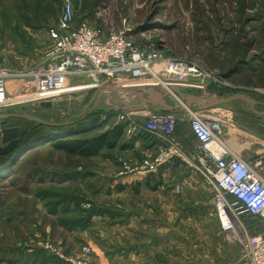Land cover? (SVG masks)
Here are the masks:
<instances>
[{
    "label": "rangeland",
    "instance_id": "obj_1",
    "mask_svg": "<svg viewBox=\"0 0 264 264\" xmlns=\"http://www.w3.org/2000/svg\"><path fill=\"white\" fill-rule=\"evenodd\" d=\"M73 4L74 26L87 23L105 32L126 30L138 44L153 43L164 58L197 64L205 73L200 77L205 81V95L242 92L262 103L252 108L243 100H234L213 107L216 114L229 119L223 139L235 142V133L245 127L246 121L264 119V0H73ZM62 8L63 0H0V68L13 75L10 79L43 66L51 45L47 30L56 25ZM140 102L129 89L96 95L78 91L62 93L51 107L16 104L1 107L0 114L36 116L52 123L78 122L81 129L97 122V127L76 135L91 138L115 124L120 111L139 112L142 126L151 108L140 106ZM14 118H9L7 125L18 127L29 141L16 165L0 173V264H93L92 247L81 244V237L67 234L82 230L73 223L81 215L70 204L56 202L60 194L74 195L85 188L90 191L98 183L105 189L111 179H118L96 175L95 171L104 170L99 165L104 159L100 155L111 157L120 152V147L104 149L94 159L68 155L51 147L52 137L35 139L51 131L49 128L26 118ZM182 131L188 133L187 123L180 120L176 132L180 135ZM146 139L155 140L152 135ZM66 168H80L89 172V177L61 184L54 181L53 172ZM147 179L150 184L158 183L153 174ZM84 204L88 208L93 203ZM201 211L203 219L180 229L185 237L177 243L178 263H200V258L203 264H241L244 255L238 243L233 246L238 251L239 245V257L231 258L230 251L226 255V249L235 242H229L221 232L214 206ZM242 222L248 233L254 231L255 219L244 215ZM91 226L88 224L86 230ZM206 234L209 238L204 237ZM219 246L225 260L218 257Z\"/></svg>",
    "mask_w": 264,
    "mask_h": 264
},
{
    "label": "built area",
    "instance_id": "obj_2",
    "mask_svg": "<svg viewBox=\"0 0 264 264\" xmlns=\"http://www.w3.org/2000/svg\"><path fill=\"white\" fill-rule=\"evenodd\" d=\"M47 33L51 45L43 66L14 74L22 80L15 95L9 94L6 83L13 75L0 68V108L40 102L54 104L62 93L83 91L96 95L111 89L148 87L168 91L182 104L174 85L176 89L184 88V94L198 91L204 97L214 95L204 94L206 85L200 77H205V73L193 62L164 58L153 43L138 44L126 30L105 32L102 27L87 23L74 26L73 0H63L62 13ZM149 107L142 126L137 117L139 112L120 111L116 116V123H127L126 131L136 135L143 131L152 135L156 144L152 154L135 164L124 161L118 179L128 177L136 181L139 177L156 175L161 166L175 161L201 173L214 189L213 206L221 232L243 250L241 264H264V156L251 161L231 156L223 139L229 119L216 114L213 108L157 111ZM180 120L187 123L189 136L183 131L177 134ZM174 192H182L181 183L174 185ZM81 206L87 207L84 203ZM244 215L256 220L252 233L243 225Z\"/></svg>",
    "mask_w": 264,
    "mask_h": 264
},
{
    "label": "crops",
    "instance_id": "obj_3",
    "mask_svg": "<svg viewBox=\"0 0 264 264\" xmlns=\"http://www.w3.org/2000/svg\"><path fill=\"white\" fill-rule=\"evenodd\" d=\"M6 83L9 94L14 95L19 92L22 80L14 77L9 78ZM253 119L255 122L244 121L245 127L235 133V142L227 137L224 139L231 156L240 157L245 161L264 156V119ZM5 126H9L7 121ZM186 135L189 136V133ZM122 145L125 146L119 148L120 152L111 157L100 155L104 159L99 165L105 172L90 171H95L99 176L105 174L110 178H119L118 173L123 169L124 161L133 165L146 155L152 154L156 147L154 142L128 131L124 135ZM75 170L78 172L77 180L89 177V172L80 168ZM154 176L159 182L154 186H146L143 183L145 177H139L142 185L138 192L128 187L120 192L106 193L105 189L101 188L102 184L98 183L90 191L85 188L84 191L73 195L77 194L83 199L82 202L79 201L80 205L88 201L97 208L108 210L107 213L92 216L89 222L92 226L88 230L82 228L83 231L78 233L67 232L70 238L79 236L81 244L92 247L93 254L90 259L93 264H179L177 243L185 237L184 233L181 235L180 229H185L191 221L195 223L196 219H203L200 216L201 210L212 209L214 189L201 173L183 167L179 161L161 166ZM176 183L182 184L180 194L174 192ZM70 205L72 208L79 207L75 201ZM204 237L209 238V234ZM235 244H232L229 250L226 249V255L227 251H230V257L233 259H237L240 254V247L237 244V251L233 246ZM220 248L221 246L218 248V257L225 260ZM197 261L200 263L195 264H203L202 259L197 258Z\"/></svg>",
    "mask_w": 264,
    "mask_h": 264
},
{
    "label": "trees",
    "instance_id": "obj_4",
    "mask_svg": "<svg viewBox=\"0 0 264 264\" xmlns=\"http://www.w3.org/2000/svg\"><path fill=\"white\" fill-rule=\"evenodd\" d=\"M35 122V121H34ZM36 124H39L35 122ZM78 122L68 124L66 126L61 127H54V126H46L39 124L40 126H44L49 128L51 131L48 133L42 134L40 136L35 137V139H48L49 137H52L49 141L51 142L50 145L56 150H60L65 152L68 155L72 156H79L83 158H93L101 154V152L104 149H114L117 147L123 148L125 145H122V140L124 138V135L127 130V123L126 122H119L111 125L110 128H107L104 130L101 134H98L97 136L91 137V138H79L76 135L79 133H82L83 131H89L91 128L95 125H99L97 122H95L94 125H90L87 128L81 129L77 126ZM76 124V125H75ZM71 127V129L68 132H62L58 129L60 128H66ZM97 127V126H95ZM139 137H142L144 139L149 136V134L140 131ZM145 134V135H143ZM62 135V136H60ZM56 136V137H55ZM27 136L21 135L19 133V143L18 147L15 151L9 154H0V173L1 171H6V168L8 169L9 166L12 168L16 165L19 158L22 156H18L21 151L23 150V147L26 145L27 141L29 139H25ZM147 140V139H146ZM152 142L155 143V140ZM152 176V174H150ZM148 175V176H150ZM78 176V172H76L75 169H63V170H56L53 172V179L54 181L61 183L73 181ZM143 180V183L148 185H157L150 184L147 177ZM130 178L126 177L124 179H111L107 184L105 191L106 193H111V191L114 192H120L128 187L132 188L135 192H138L139 187L142 185V182L139 180L132 181ZM48 193H51V191H48ZM54 195V194H53ZM82 198H80L77 194L75 196L69 195V194H60L59 199L57 200L56 204H60L61 206H68L72 201H75L77 208H73L77 214L81 215L78 218H75L73 220L74 226L78 225L82 228H86V226L89 224L90 219L94 215L98 214H104L107 213V209L97 208L94 204L90 205L88 208H82L80 205V202H82ZM80 201V202H79ZM88 202V201H87ZM91 204V202H89ZM112 214V213H111Z\"/></svg>",
    "mask_w": 264,
    "mask_h": 264
},
{
    "label": "water",
    "instance_id": "obj_5",
    "mask_svg": "<svg viewBox=\"0 0 264 264\" xmlns=\"http://www.w3.org/2000/svg\"><path fill=\"white\" fill-rule=\"evenodd\" d=\"M173 90L178 94L182 104L175 101L168 91H164L162 89L148 87L143 89L141 88L131 89L129 91L141 99L140 106L149 105L152 107V109L157 111L160 110L174 111L178 109H183L185 107L187 108L195 107L198 110H205L216 107L218 105H224L230 103L234 100H243L249 105H251L252 108L254 106L262 105L261 102L254 100L249 95L242 92H238L232 95H224L223 93H218L216 95H210L204 97L198 91L195 94H184V90H185L184 88L183 89L173 88ZM52 105L53 104L51 102L39 103V106L43 108L51 107ZM255 112L258 113L257 111ZM262 114L264 116V112H262ZM12 117L26 118L42 125L54 126V127L66 126L68 124L73 123V122L52 123V122L44 121L36 116H27V115H19V114H0V154L1 155L12 153L18 147L19 128L16 126H5L7 119Z\"/></svg>",
    "mask_w": 264,
    "mask_h": 264
}]
</instances>
